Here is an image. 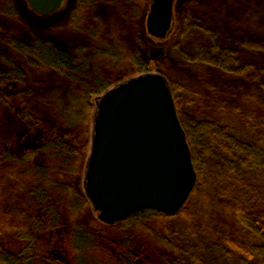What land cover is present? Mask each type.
<instances>
[{"label": "trees", "instance_id": "trees-1", "mask_svg": "<svg viewBox=\"0 0 264 264\" xmlns=\"http://www.w3.org/2000/svg\"><path fill=\"white\" fill-rule=\"evenodd\" d=\"M148 1L72 0L66 21L39 33L14 11L11 0H0V41L8 46L0 74V103L6 116L0 122V199L5 203L0 264L59 261L57 251L67 246L59 227L90 208L84 195L67 182L80 173L88 152L94 108L90 98L112 85L116 71L123 72L122 78L151 70L166 72L164 60L139 56L145 35L138 20ZM212 3L188 0L185 14L195 16L197 8L206 6L210 13ZM236 9L235 13L230 9L231 17L238 20L245 8ZM262 16L264 20V5ZM247 26V21L242 26L240 21L236 28L242 32L244 27L249 36ZM51 32L55 42L47 39ZM42 74L51 81L45 83ZM171 91L179 111V96ZM194 102L202 111L196 132L187 137L196 171L189 199L174 215L143 213L112 226L100 225L116 236L105 240L114 252L112 260L106 255L97 264H125L127 259L132 264H190L203 255L210 264H220L227 258L226 248L253 264H264V103L250 98L241 110L220 105L214 114L209 100ZM203 132L213 136V161L205 168L197 151L198 133ZM177 217L198 224L200 232L184 240L173 224ZM152 219L159 220L157 229L145 226ZM137 229L143 237L135 235ZM78 231L72 229L76 245ZM184 246L201 247L204 253H189ZM79 253L68 264H76Z\"/></svg>", "mask_w": 264, "mask_h": 264}, {"label": "rangeland", "instance_id": "rangeland-1", "mask_svg": "<svg viewBox=\"0 0 264 264\" xmlns=\"http://www.w3.org/2000/svg\"><path fill=\"white\" fill-rule=\"evenodd\" d=\"M187 1H174L172 25L170 31L163 39L151 37L145 29V18L151 0L148 1L145 15L143 16L142 13L138 20V24L144 28L145 35L144 41L138 47L139 56L143 60L160 58L167 65L166 72L161 74L166 77L170 88L179 96L180 109L177 113L186 133V138L188 135L191 136L190 134L194 135L198 127L197 119L201 108L194 100H200L202 102L209 100L214 114H218L215 109L220 105V107H227V110L232 108L241 110L243 104L247 100H250V98L264 103V38H262V33H264V20H262L264 2L255 0L253 3H233L232 0H212L213 7L209 9L210 13L206 6L208 4L205 3L206 10L197 8V15L194 16L185 14V4ZM11 2L14 11H18L27 20L29 19L34 29L40 33L41 30L53 28L57 24L66 21V9L72 0H64L59 9L48 15L34 13L28 6L26 0H11ZM98 4L97 6L100 8L101 5ZM237 6L240 10L243 8H247L248 10L246 12L244 9L241 18L238 20L231 17L233 14L230 10L232 9L233 13H235ZM244 13L245 16H243ZM240 21L241 26L243 21H247L249 26L245 28V31L249 36L244 35V27L243 29L241 27L242 32L236 28ZM47 36V39L55 42L54 32L47 34ZM6 53L8 55V46L2 40L0 41V74L5 70L6 64L2 60V55ZM146 72L155 71L151 70ZM122 75L123 72H114L111 75V86L126 79L122 78ZM41 76L45 83L51 81V77L48 74H42ZM95 97H91L89 100L93 107ZM4 109L5 106L0 103V122H4V118H6ZM239 126L244 127L242 125ZM90 133L91 121L88 151ZM198 135L200 136V140L197 141V151L200 153L202 167L205 168L213 161L212 147L210 144L213 136L209 132L198 133ZM87 155L88 152L86 157ZM84 163L85 160L80 167V173L73 179L67 181L82 195ZM4 204V201L0 199V219L3 218L2 216L5 211L3 209ZM65 222L58 229V234L61 236V239L67 243L66 249L57 251L60 255L59 261L44 263L42 261L40 262V260H33L29 264H68L71 258L78 256L77 252H80L79 254H82L81 256L83 257L80 256L76 264H97L100 260H106L104 258L106 255L109 257L108 261L109 259L112 260L114 252L106 245L105 240H109V237L116 236V233L112 229L107 231L105 227H102L104 225L96 220L91 208H88L86 211H80L78 218L74 221L67 218ZM159 223V220L152 219L145 226L150 230L157 229ZM173 224L184 240L185 238L191 239L196 236L201 228L196 223L183 220L182 217L175 218ZM241 224L244 226L243 223ZM241 224L239 225L240 227H242ZM74 227L79 229L80 234L85 235L81 238L80 234H78L79 231L76 233L79 241L78 246L73 239L72 229ZM235 228L236 226H233L234 230ZM137 230L134 231L135 235L143 237L144 234L139 229ZM203 235L208 239H212L204 232ZM240 237L245 239L243 235ZM184 249L189 253L191 251L200 254L204 253V249L201 250V247L197 250H191L189 246H184ZM225 251L227 258L226 260L220 261V264H253L234 250L226 248ZM125 264H132V261L127 259ZM190 264H210V261L206 260V257L203 255L200 261L194 257Z\"/></svg>", "mask_w": 264, "mask_h": 264}, {"label": "water", "instance_id": "water-1", "mask_svg": "<svg viewBox=\"0 0 264 264\" xmlns=\"http://www.w3.org/2000/svg\"><path fill=\"white\" fill-rule=\"evenodd\" d=\"M64 0H26L48 15ZM175 0H151L145 29L163 39ZM196 183L191 151L168 80L158 72L128 77L94 98L82 192L96 220L112 226L143 213L174 215Z\"/></svg>", "mask_w": 264, "mask_h": 264}]
</instances>
